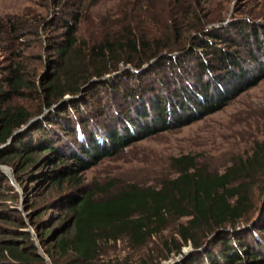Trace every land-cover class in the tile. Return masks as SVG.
Returning a JSON list of instances; mask_svg holds the SVG:
<instances>
[{
    "label": "trees",
    "instance_id": "obj_1",
    "mask_svg": "<svg viewBox=\"0 0 264 264\" xmlns=\"http://www.w3.org/2000/svg\"><path fill=\"white\" fill-rule=\"evenodd\" d=\"M189 1L173 0L180 11ZM68 3L80 7L84 0H69ZM66 14L71 15L73 21H64L66 41L55 47L60 59L55 62L53 77L44 81L39 89L36 82L25 76L26 68L20 62H15L8 70L5 84L0 87V146L12 141L8 152H0L2 164H9L12 157L20 159L19 167L24 170L41 165L37 171L39 173L47 166L49 170L40 177L48 178L50 184L58 188H63L66 183L81 185L79 174L119 154L136 140L183 127L200 117L213 114L264 79V48L261 42V39L264 40V26L261 24L251 27L252 32L245 28L247 25L244 23L236 25L234 28L238 29L237 36L242 38V43L237 42V37L229 35V29L203 32L204 39L197 36L194 46L190 48V51L196 50L194 66L192 62L180 61L181 58L187 61L185 51L176 55H162L164 48L157 47L159 43L154 42V38H148L125 24L119 28L120 33L107 34L96 42L88 49L87 55L83 51L87 48L82 43L78 44L76 37L80 13L67 11ZM185 15H190L193 21L197 19L196 11L190 8L183 12V18ZM177 19L174 21L177 22ZM9 25L13 33L19 32L12 21ZM218 43L246 47L254 66L237 52H231L230 48L219 49ZM255 44L256 53L252 49ZM181 48L174 49L179 51ZM117 51H125L126 57L122 61L137 69L153 60L149 71L159 65L172 64L173 69L178 68L170 73L174 74L170 80L176 83L175 88L169 87L168 95H155L153 89L142 80H139L138 87L123 92L119 91V87L107 85L105 77L116 70H113L116 64L122 62L116 59ZM135 76L130 74L132 78ZM94 79L97 81L93 82ZM100 85L120 93L125 102L120 105L124 117L118 123H102L97 116L92 119L79 117L83 111L81 109L89 105L84 96ZM29 91L43 93L44 104L38 113L32 114L24 106H7L12 99L24 97ZM148 93L154 96L146 102L144 97ZM67 96L73 99L66 100ZM74 97L81 98L78 100ZM133 98L139 103H135ZM131 105H139L140 108L133 112ZM44 109L49 110L46 116H43ZM69 111L77 113V121L76 118L72 121ZM36 116L43 117L33 121ZM54 131L76 137V149L60 148ZM47 155H51L48 160L45 158ZM173 163L177 176L160 189L132 185L119 195L100 200L96 199L95 191L71 197L68 208L72 217L64 228L58 230L60 238L56 237L54 245L57 253L66 258V264H96L100 256V243L117 242L122 237L128 238L135 247H143L165 229L169 218L186 219V224L180 225L177 231L182 245H175L174 252L181 254L183 247L189 244L197 251L183 264H264V253L260 250V247H264V219L259 227L246 234L227 231L228 227L237 226L252 210L248 196L250 186L245 183L233 185L238 182V176L244 175L251 180L257 169H264V144H257L249 159L223 174L199 169L196 158L189 155L176 158ZM0 177L4 178V189L13 191L10 180L1 172ZM38 182L39 179H34V183ZM26 226L17 223L16 232ZM54 231L53 227H44L40 233L44 244ZM30 239V233H20L14 239L2 240L0 264H48ZM205 244L209 247L204 250ZM200 249L204 251L198 252ZM168 250L173 253L172 249ZM47 254L52 257L50 250H47Z\"/></svg>",
    "mask_w": 264,
    "mask_h": 264
},
{
    "label": "rangeland",
    "instance_id": "obj_2",
    "mask_svg": "<svg viewBox=\"0 0 264 264\" xmlns=\"http://www.w3.org/2000/svg\"><path fill=\"white\" fill-rule=\"evenodd\" d=\"M68 1L0 0V87L5 84L8 70L15 62H20L21 66L26 68L25 76L36 82L39 89L42 88L44 81L53 77L56 72L55 62L60 59L55 47L66 41L64 21H73L71 15L66 14L67 11L81 15L76 37L78 44L82 43L87 48L83 49L87 55L88 49L96 42L107 34L120 33L119 28L125 24L132 26L135 31L146 34L148 38H154V42L159 43L157 47L164 48L161 50L162 55L170 53L176 55L185 51L187 61L184 58L180 61L192 62L194 66L196 50L190 51V48L194 46V38L197 36L204 39L203 32L229 29V35L237 37V42L242 43V38L237 36L238 29L234 28L236 25L244 23L249 32H252L251 27L256 24L264 26V0H190L182 11L185 13L189 8L195 10L197 19L194 21L190 19V15L183 18V12L175 6L173 0H84L83 6L80 7L71 6L72 3L69 4ZM10 21L18 26L19 32H12ZM261 42L264 48V40L261 39ZM180 46L181 50L174 49ZM218 48H230L231 52H237V55L251 66L255 64L247 48L242 45L230 47L226 43H218ZM256 48L257 45H253L254 53L258 52ZM115 56L122 61L126 54L125 51L123 53L117 51ZM153 62L154 60L137 69L136 66L126 65L122 61L116 64V68L113 67V70H116L108 74L104 80L111 87H119L120 92L138 87L139 80H142L153 89L155 95L163 93L168 95L169 87L175 88L176 84L174 80H170L172 76L174 77V74L170 73L178 68L173 69L172 64L166 63L149 71L148 67ZM177 73L181 75L180 72ZM130 74L136 76L132 78ZM42 95L43 93L29 91L24 97L12 99L7 106H24L32 114H36L44 104ZM153 96L148 93L144 98L147 102L151 101ZM121 97L120 93L109 91L100 85L95 91L84 96L83 99L86 101H83L89 105L81 109L83 111L79 117L92 119L93 116H97L98 119L101 118L98 121L102 123H118V120H123L124 117L120 105L125 102ZM74 98L79 100L81 97ZM71 99L73 97H66V100ZM133 101L139 103V100L134 98ZM133 105H131L133 112L140 108L139 105ZM43 112V116H46L49 110L44 109ZM69 113L72 121L75 118L77 121L75 117L77 113L73 111ZM39 117H34L33 121L40 119ZM54 133L57 135L55 140L61 145L60 148L64 146L65 149H76L74 145L76 137L65 136L58 131ZM11 142L10 140L6 145L0 146V152L3 150L8 152L11 149ZM257 144H264V79L213 114L200 117L183 127L161 131L145 139L136 140L119 154L106 158L87 172L79 174L81 185L66 183L63 188H58L50 184L48 178L40 177L49 170L47 166L38 173L41 165L24 170L19 167L20 159L11 157L9 164H2L0 158V172L10 180L13 187V191L4 189V178L0 177V242L14 239L20 233H30L31 243L40 249L48 264H66V258L57 253L54 245L56 237L60 235L57 234L58 230L64 228L72 217L68 201L74 195L95 191L96 199L100 200L119 195L132 185L160 189L167 181L177 176L174 159L187 155L196 158L199 169L213 174H223L241 161L249 159ZM48 156L51 155L45 156L47 160ZM34 179H39V182L34 183ZM238 179L233 186L240 183L250 186L248 196L252 210L246 216L247 220L246 218L241 220L233 228L228 227L227 231L246 234L259 227L264 219V169H257L251 180L244 175L238 176ZM17 223H24L27 226L16 232ZM185 224L186 219L169 218L165 229L140 248L135 247L126 237L120 238L117 242H101L100 256L95 263L183 264L197 252L190 244L183 247L181 254L173 250L175 245H182L177 231L180 225ZM44 227L55 228L46 244L40 237ZM249 239L251 240V237ZM207 247L208 244H205L202 249L205 250ZM260 248L264 253V247ZM168 249H172L173 253ZM47 250L51 251L52 257H49ZM204 250L200 249L198 252Z\"/></svg>",
    "mask_w": 264,
    "mask_h": 264
},
{
    "label": "water",
    "instance_id": "obj_3",
    "mask_svg": "<svg viewBox=\"0 0 264 264\" xmlns=\"http://www.w3.org/2000/svg\"><path fill=\"white\" fill-rule=\"evenodd\" d=\"M26 128H27V127H26ZM40 255H41L42 257H44L43 253H41V252H40Z\"/></svg>",
    "mask_w": 264,
    "mask_h": 264
}]
</instances>
